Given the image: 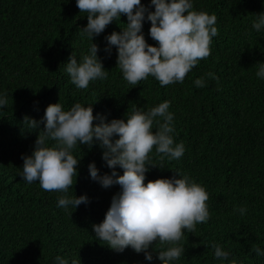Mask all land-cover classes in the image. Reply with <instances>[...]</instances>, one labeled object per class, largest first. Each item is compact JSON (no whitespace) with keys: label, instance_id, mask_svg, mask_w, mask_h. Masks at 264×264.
I'll use <instances>...</instances> for the list:
<instances>
[{"label":"trees","instance_id":"trees-1","mask_svg":"<svg viewBox=\"0 0 264 264\" xmlns=\"http://www.w3.org/2000/svg\"><path fill=\"white\" fill-rule=\"evenodd\" d=\"M194 9L215 14L219 34L211 55L182 84L161 86L152 76L136 86L124 80L116 47L110 54L104 51L105 37L126 27L122 15L93 38L108 78L84 90L64 70L73 53L79 60L91 44L80 34L88 21L76 0H0V91L8 94V105L0 110V264H54L57 255L80 264H161L158 251L167 245L154 242L149 249L153 260L147 261L144 253L131 247L117 252L95 237L93 225L103 221L120 191L119 185L104 188L90 178L93 161L101 175L112 171L99 143L73 152L81 160L69 193L90 198L76 209L57 207L61 194L45 191L39 182L27 183L22 168L44 128L41 123L29 129L26 117L40 121L50 104L60 102L66 110L75 103L92 105L94 115L110 122L165 100L174 113V140L183 142L186 151L179 160L163 161L153 153L156 166H150L145 183L178 178L175 171L187 174L206 189L211 214L194 232L185 230L181 244L186 251L174 264H220L213 241L231 253L224 264H264V256L254 252L264 248V80L255 75L256 64L264 62V31L252 27L255 14L264 13V0H194ZM150 27L146 21L143 32L155 45ZM201 77L206 86L198 88L194 81ZM116 171L123 174L119 166ZM240 207L247 208L244 215L234 212Z\"/></svg>","mask_w":264,"mask_h":264},{"label":"clouds","instance_id":"clouds-1","mask_svg":"<svg viewBox=\"0 0 264 264\" xmlns=\"http://www.w3.org/2000/svg\"><path fill=\"white\" fill-rule=\"evenodd\" d=\"M76 4L80 12L87 14L88 21L80 34L91 41L79 60L73 53L65 64L64 70L78 89L86 90L91 82L108 78L109 72L98 56L99 45L93 38L114 21H121L122 15L127 17L126 27L105 37L104 51L110 54L116 47L117 67L124 80L134 86L149 76L161 86L182 84L187 74L211 55L213 37L219 34L217 16L195 10L194 0H150L147 6L141 0H76ZM146 21L151 22L149 35L157 42L155 45L145 38ZM252 27L257 32L264 31V13L255 14ZM256 67V77L264 80V62ZM208 76L219 80L213 73ZM194 84L205 87L206 81L201 77ZM7 105L8 94L0 91V110ZM170 106L171 102L165 100L147 111L133 108L126 113V119L108 122L107 116L94 115L92 105L75 103L66 110L60 102L50 104L40 121L26 117L29 129H39L41 123L44 128L38 133L32 154L24 157L22 178L29 184L39 182L45 191L60 193L57 207L65 211L87 205V194L69 193L76 183L81 160L73 152L78 146L91 148L99 143L104 149L102 159L112 171L101 175L93 161L88 165L90 178L104 188L119 185L120 191L113 196L103 221L93 225L95 237L117 252L131 247L138 254L144 253L147 261L153 260L149 249L154 242L167 245L158 251L157 258L161 264H174L186 251L181 244L185 230L194 232L196 225L207 223L211 214L209 194L187 174L175 171L178 178L145 183L150 166H156L151 162L153 153L163 161L179 160L186 151L183 142L174 140ZM117 166L123 174L116 171ZM234 212L244 215L247 208ZM211 247L220 264L229 260L231 253L223 246L213 241ZM254 252L264 256V248L257 246ZM54 264H80V260L57 255Z\"/></svg>","mask_w":264,"mask_h":264}]
</instances>
